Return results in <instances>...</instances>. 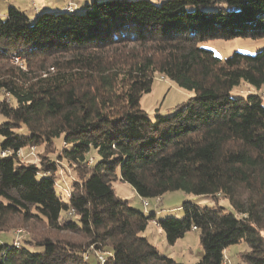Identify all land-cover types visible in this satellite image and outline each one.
<instances>
[{
    "label": "trees",
    "instance_id": "16d2710c",
    "mask_svg": "<svg viewBox=\"0 0 264 264\" xmlns=\"http://www.w3.org/2000/svg\"><path fill=\"white\" fill-rule=\"evenodd\" d=\"M67 5L32 18L10 7L0 19V152H13L0 157V235H30L17 247L0 237V264H91L86 252L108 253L104 264H180L144 237L149 222L171 246L197 232L195 264H223L242 243L238 264H264V99L232 95L264 85V49L220 59L203 46L264 39V0ZM156 76L191 97L151 121L140 100ZM30 148L36 163L15 155ZM61 162L77 178L68 197ZM116 180L141 200L180 191L213 205L184 202L181 219L155 221L159 211L115 196Z\"/></svg>",
    "mask_w": 264,
    "mask_h": 264
},
{
    "label": "rangeland",
    "instance_id": "374dc122",
    "mask_svg": "<svg viewBox=\"0 0 264 264\" xmlns=\"http://www.w3.org/2000/svg\"><path fill=\"white\" fill-rule=\"evenodd\" d=\"M93 0H0V19L4 20L7 15V11L10 7H14L21 12H24L28 17L32 18L36 13L50 10L58 9L66 6L70 7L73 5L76 13H81L87 5H90ZM152 3H160L165 0H149ZM64 5V6H63ZM204 47L210 49L214 54L220 59H226L235 52L243 54H255L256 52L264 49V39L262 40H249V39H235L230 41H209L203 44ZM18 59H13V64H17ZM20 66V65H19ZM248 94H258L264 99V85L260 90L253 89L247 84L242 83L234 92V97H246ZM1 98H6L0 93ZM191 95L179 88H177L173 83L168 80H164L159 76H156L150 93L142 96L140 100V109L144 111L151 121L155 120L156 115L162 117L171 116L176 110L184 106ZM4 121V118L0 116V123ZM61 146L59 147V149ZM54 159V155H50ZM23 159L36 163V153L33 156H27ZM22 159V160H23ZM24 160V161H25ZM93 158L88 160V164H91ZM55 180L59 185L57 190L61 194H67L68 184L71 181H76L77 178L72 171V168L67 166L64 162H61L58 171L55 176ZM112 188L116 197L121 200L127 201L128 204L138 210L144 211L149 214L151 211H159L156 213L155 221L166 217H172L176 219L182 218L181 206L184 202H193L201 207L212 206L213 202L207 197H196L189 195L180 191L167 193L161 199L146 200L148 202V207H144L142 200L136 195L134 189L127 183L121 182L119 180L113 181ZM220 206L230 209L227 201L220 199L218 201ZM65 217V215H62ZM69 217V216H68ZM13 224H16L15 222ZM12 224V227L14 226ZM15 227L12 230H7L6 234L0 235V237L5 236L9 242L13 245H19L24 240H30V235L28 229L25 227ZM144 237L147 238L150 244H152L158 252L175 262L180 264H195L202 257V249L199 244V238L197 232H190L184 236L183 239L178 240L173 246L169 245L165 239L164 233L157 227L155 222H149L148 226L144 232ZM1 240V239H0ZM78 241L79 239L76 238ZM1 243V241H0ZM15 246V245H14ZM93 249V248H92ZM91 249V250H92ZM245 249L244 244H238L231 246L227 249L225 253L224 264H238L239 258L237 253L242 252ZM85 251V250H83ZM82 251V253H83ZM89 252L83 253L84 260L88 259L91 264L99 263L101 261L97 258L102 256L106 258L108 253L97 252L94 255L87 254Z\"/></svg>",
    "mask_w": 264,
    "mask_h": 264
},
{
    "label": "built area",
    "instance_id": "2783aa9c",
    "mask_svg": "<svg viewBox=\"0 0 264 264\" xmlns=\"http://www.w3.org/2000/svg\"><path fill=\"white\" fill-rule=\"evenodd\" d=\"M67 11L69 13H73L74 12V8L72 6L70 7H67ZM8 97V95H6ZM13 152L11 151H2L0 152V157H6V156H10L12 155ZM15 155L20 158L21 160L23 159V156L24 157H27V156H33L34 155V148H30V151L27 153V154H24L22 150H19L15 153ZM25 159H23L22 161H24ZM26 161V160H25ZM67 191V190H66ZM68 192V191H67ZM66 197L69 196V193L65 194ZM158 199H156L155 201H157ZM142 204L144 207H148V202L146 200H142ZM73 213V211H70V215ZM193 230H195V228H193ZM16 247L18 246L17 244H14ZM100 261H101V264H104L105 262V259L102 258V256H98L97 257ZM224 264V263H223Z\"/></svg>",
    "mask_w": 264,
    "mask_h": 264
}]
</instances>
